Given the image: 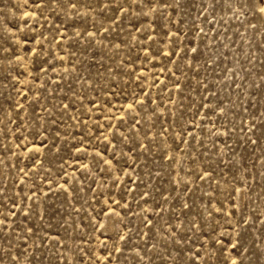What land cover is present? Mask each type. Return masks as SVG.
<instances>
[{
	"label": "rangeland",
	"instance_id": "374dc122",
	"mask_svg": "<svg viewBox=\"0 0 264 264\" xmlns=\"http://www.w3.org/2000/svg\"><path fill=\"white\" fill-rule=\"evenodd\" d=\"M264 0H0V264H264Z\"/></svg>",
	"mask_w": 264,
	"mask_h": 264
},
{
	"label": "snow or ice",
	"instance_id": "6c2138e0",
	"mask_svg": "<svg viewBox=\"0 0 264 264\" xmlns=\"http://www.w3.org/2000/svg\"><path fill=\"white\" fill-rule=\"evenodd\" d=\"M261 11H264V9H261Z\"/></svg>",
	"mask_w": 264,
	"mask_h": 264
}]
</instances>
